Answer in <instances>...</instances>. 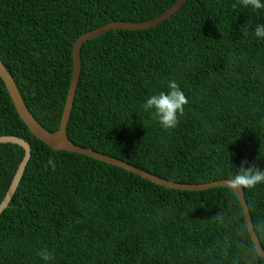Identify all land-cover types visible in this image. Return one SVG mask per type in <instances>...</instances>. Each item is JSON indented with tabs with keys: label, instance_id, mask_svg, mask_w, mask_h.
Segmentation results:
<instances>
[{
	"label": "trees",
	"instance_id": "1",
	"mask_svg": "<svg viewBox=\"0 0 264 264\" xmlns=\"http://www.w3.org/2000/svg\"><path fill=\"white\" fill-rule=\"evenodd\" d=\"M178 0H0V59L33 116L57 131L74 43L111 22L151 21ZM264 3V0H262ZM233 4H237L233 8ZM264 9L238 0H188L143 30L87 42L69 139L181 184L225 180L241 162L264 170ZM175 79L189 103L164 129L146 99ZM32 147L0 216V264H264L233 190L179 191L34 137L0 78V137ZM24 150L0 144V204ZM49 158L55 170L47 169ZM264 249V183L244 189Z\"/></svg>",
	"mask_w": 264,
	"mask_h": 264
},
{
	"label": "water",
	"instance_id": "2",
	"mask_svg": "<svg viewBox=\"0 0 264 264\" xmlns=\"http://www.w3.org/2000/svg\"><path fill=\"white\" fill-rule=\"evenodd\" d=\"M187 1L188 0H178L170 9L165 11L161 16L145 23L129 24L124 22H111L109 24L101 26L93 31H90L82 35L74 43L73 46V51H72L73 75H72L69 91L67 94V98L62 114V119L60 122V127L57 131L54 132L45 128L41 123L37 121V119L30 112L21 95L18 85L15 82V79L13 78L9 70L6 68V66L0 59V78L5 84V87L8 91V94L11 97V100L14 104L17 114L19 115L23 123L26 125V127L29 129L31 134L53 150L56 151L64 150V151L74 152L92 157L96 160H100L108 164H112L116 167L126 170L127 172L138 175L139 177H141L146 181H149L151 183L169 189H174L179 191H203V190L214 189L217 187L228 188L226 186L227 179L217 180L203 184H181L166 179H162L160 177L145 172L135 166H132L126 162H123L111 156H107L102 153L96 152L94 150L78 146L69 139V135H68V125L71 120L75 97L82 73L81 51L84 45L90 40L102 34H105L109 31H113V30L143 31L156 27L161 23L170 19L173 15H175L187 3ZM0 144L17 145L21 147L25 152L24 158L18 167V170L11 183V186L5 198L3 199L2 203L0 204V216H1L2 213L9 207L10 202L12 201L13 197L17 192V189L26 171L27 165L31 160L32 147L31 144L26 139L19 136H1ZM234 193L240 202L251 240L259 256L264 260V249L257 236V233L255 232L251 212L249 210V206L246 200L245 191L243 189L239 191H234Z\"/></svg>",
	"mask_w": 264,
	"mask_h": 264
},
{
	"label": "clouds",
	"instance_id": "3",
	"mask_svg": "<svg viewBox=\"0 0 264 264\" xmlns=\"http://www.w3.org/2000/svg\"><path fill=\"white\" fill-rule=\"evenodd\" d=\"M239 4L244 7H251L253 10L264 9L262 0H238ZM237 4H233L236 8ZM254 35L257 38L264 39V24H259L254 29ZM168 91H160L157 94L149 96L143 103L142 107L145 111H150L152 118L158 120L164 129H174L179 123V116L184 114L185 106L189 103L185 93L181 90L175 79H171L167 83ZM248 161L241 162L237 172L226 180V186L230 190L239 191L243 189H254L257 185L264 183V170H261L255 164L248 165ZM51 166L55 170V161L49 158L45 168ZM47 264L48 261L54 259L51 251L42 248L37 253Z\"/></svg>",
	"mask_w": 264,
	"mask_h": 264
}]
</instances>
